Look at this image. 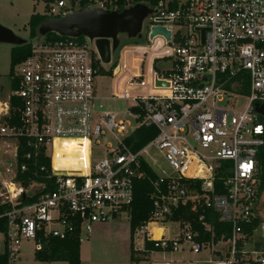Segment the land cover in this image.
<instances>
[{"label": "built area", "instance_id": "1", "mask_svg": "<svg viewBox=\"0 0 264 264\" xmlns=\"http://www.w3.org/2000/svg\"><path fill=\"white\" fill-rule=\"evenodd\" d=\"M71 1L78 3L57 0L43 13L58 18L73 11ZM90 1L91 7L107 10L109 0ZM155 1L143 34L147 39L151 27H164L169 41L156 36L149 41L153 42L149 54L145 47L118 49L113 65L116 72L111 71V99L130 102L124 113L98 115L94 111L96 78L101 75L95 62L101 63L94 47L86 42L79 45L59 37L32 41L29 55L15 67L18 88L10 90L2 116H8L9 99L14 97L20 104L19 124L0 125V137L15 143L14 157L18 137L25 138L33 151H43L53 191L20 204L46 185L32 182L24 188L14 181V173V182L0 184V208L9 205L0 212V220L5 221L3 252L8 264L17 259L23 240L30 239L34 250L41 248L39 232L63 239L78 225L81 243L94 224L128 220L133 185L145 176L142 165L148 164L143 154L149 147L163 153L174 175H156L153 211L132 234L133 252L148 253V257L152 253L181 256L155 264H264V252L245 249L250 238L243 232L257 217V155L264 147V116L256 111L264 105V0ZM135 54L148 56L146 74L142 70L145 59ZM128 56L136 57V68ZM155 81L167 86L157 87ZM239 99L244 106L235 109ZM121 114L132 122H124ZM141 127L154 128L157 133L134 150L135 133ZM104 137L114 143L95 158L93 139L97 148V139ZM70 140L88 142V164L84 169H55V142ZM34 156L27 152L24 158ZM25 168L20 166V171ZM196 180L201 181L199 188H189L188 181ZM8 185H13L14 193ZM217 189L223 193H216ZM185 205L192 211L201 210L200 231L169 220L177 207ZM207 211L229 225V235L222 232L215 237ZM164 222L178 227L172 239L161 233L153 238L146 231L148 224ZM189 254L198 259H187Z\"/></svg>", "mask_w": 264, "mask_h": 264}, {"label": "rangeland", "instance_id": "2", "mask_svg": "<svg viewBox=\"0 0 264 264\" xmlns=\"http://www.w3.org/2000/svg\"><path fill=\"white\" fill-rule=\"evenodd\" d=\"M44 11V0H0V24L12 30L16 35L27 40V23L30 15L42 14ZM152 43L153 42H149L146 39L145 34H143L142 39L138 41L137 45L129 43L123 39L121 46H125L126 48L145 47L149 54V47ZM9 51L10 47L0 45V104H4L6 102L7 96L10 92L8 77ZM116 53L113 57L114 63L116 62ZM135 56L137 58L145 59L142 70L143 74H146L147 69L149 68L147 61L148 56L144 57L140 54H135ZM136 57L133 58L128 56L127 58L133 68H136ZM100 67L105 73L96 78L98 99L93 103L94 111L98 115L106 112L124 113L130 105V102L111 99V87L113 82L111 71L114 69L113 66L100 64ZM243 106L244 100L239 99L235 104V109H241ZM120 118H122L124 122H132L131 117L125 114H121ZM97 141V148L94 145V139L91 146L92 149H95L93 150V156L95 158H99L100 155H102L101 151H103L105 146H112L114 143L110 137L99 138ZM57 144L58 143L55 144L54 148H57ZM14 147L15 143H13L12 140L0 137V184L14 182L12 180V174L14 173L15 166L13 153ZM57 155V152L53 155L52 160L54 163L57 162ZM143 159L155 175L159 177H171L174 175V171L164 160L163 153L158 149L154 147L147 148L143 154ZM71 163L72 162H68V164ZM30 188L33 189L32 186L29 187V190ZM13 190L14 188L12 187L9 189V192L13 193ZM29 192L30 191H27L26 194L31 195ZM255 209V213L261 223L253 232L252 236L249 237L250 241L246 244L245 249L250 252H264V185L258 191ZM146 231L152 234L153 238H158L160 231L163 238L172 239L178 233V227L176 224L164 222L161 224H148L146 226ZM131 239L132 234H130L128 220L120 218L107 224H94L91 233L88 235V239L81 242V264H155L162 260L172 261L181 259V256L177 253H152L149 257H147V260L142 261L141 259L138 262H131L129 259ZM2 252L3 237L0 234V254ZM34 252V243L30 239L23 240L21 242L17 259L13 262V264H67L66 262H36L33 259ZM139 257L141 256L139 255ZM187 259L192 261L197 260L198 255L189 254Z\"/></svg>", "mask_w": 264, "mask_h": 264}, {"label": "trees", "instance_id": "3", "mask_svg": "<svg viewBox=\"0 0 264 264\" xmlns=\"http://www.w3.org/2000/svg\"><path fill=\"white\" fill-rule=\"evenodd\" d=\"M57 0H44L45 11L49 3H53ZM144 3L149 9H153L156 5L155 0H109L106 4V9L108 11H122L126 8L132 7L136 4ZM73 6L72 10L83 9L91 7L90 0H78L75 5L71 1ZM75 6V7H74ZM46 19H51L47 17L46 14H32L28 19V39L27 44L21 47L10 48L9 51V84L10 90L13 92L18 88V79L14 77V69L18 66L30 53L31 42L32 41H56L60 40L54 34H49L43 39L37 34V27ZM79 45L85 43L82 37L75 40ZM137 45L138 41H129ZM132 61V59H131ZM95 65L99 68L100 74L105 72L101 69L98 61ZM129 85V84H127ZM19 101L14 97L9 99V113L8 116L0 117V125H18L19 124ZM156 130L154 128H139L135 133V145L134 150L140 149L145 146L153 137L156 135ZM27 152L35 153V156L31 160H25V154ZM15 166H14V181L20 183L27 188L32 182L37 184H45L46 189L34 193L31 197L25 196L24 201L20 204H25L34 201L39 195L46 194L53 191L52 181L53 178L49 176V161L43 155V151H33L31 147L27 145V141L23 137L17 138V147L15 151ZM25 165V171H20V166ZM142 169L145 172V176L142 179L136 180L133 185V197L130 205L128 206L129 215V228L130 234H133L134 230L143 226L152 214V194H153V182L156 181V175L151 171V169L143 163ZM257 178L259 180V189L264 185V147L261 148L257 155ZM188 187L198 189L201 185V181H188ZM216 193L222 194L220 189L216 190ZM9 208L8 204L3 205L0 208V212L4 209ZM201 210H191V206H179L177 207L169 217V220L174 222L188 223L193 230L200 231L201 226L198 222V217ZM207 219L213 225V232L216 238L219 234L225 232L226 235L230 234L229 225L222 223L218 220L217 215L213 212L207 211ZM261 223L258 217L252 219V222L243 227V232L247 237H250L252 232L256 230L258 225ZM5 232V221L0 220V234L3 236ZM37 242L40 243L41 248L35 250L33 254V259L40 263H52V262H66L67 264H81L80 262V246L79 242V227L75 225L72 231H69L63 239L53 238L49 235H43V233H37ZM139 255L141 257H139ZM148 253H134L132 250V245L130 244V254L129 259L131 262H138L142 259L147 260ZM0 264H8L5 252L0 254Z\"/></svg>", "mask_w": 264, "mask_h": 264}, {"label": "water", "instance_id": "4", "mask_svg": "<svg viewBox=\"0 0 264 264\" xmlns=\"http://www.w3.org/2000/svg\"><path fill=\"white\" fill-rule=\"evenodd\" d=\"M151 13L144 3L122 11L101 10L96 7L76 9L65 12L58 18L44 20L37 27V34L40 38L49 34L73 40L82 37L89 47H94L101 64L113 66L114 54L121 47L122 40L140 41L144 24ZM156 36H162L166 42L169 41V32L164 27H151L147 40L152 41ZM26 44V39L0 24V45L14 48ZM113 71L116 72V68ZM155 85L167 86L161 81H155ZM256 111L264 116V105L257 107Z\"/></svg>", "mask_w": 264, "mask_h": 264}, {"label": "bare ground", "instance_id": "5", "mask_svg": "<svg viewBox=\"0 0 264 264\" xmlns=\"http://www.w3.org/2000/svg\"><path fill=\"white\" fill-rule=\"evenodd\" d=\"M3 107V108H2ZM7 105L0 104V115L6 113ZM56 144V142H55ZM54 153L57 152V162L54 163L52 160V165L55 169L62 167L66 169H84L88 164V142L84 140H70L64 141L57 144ZM61 154H64L65 157L61 158ZM68 162H72L68 164ZM9 189L13 185H8ZM14 188V187H13ZM15 191V190H13ZM14 193V192H13Z\"/></svg>", "mask_w": 264, "mask_h": 264}, {"label": "crops", "instance_id": "6", "mask_svg": "<svg viewBox=\"0 0 264 264\" xmlns=\"http://www.w3.org/2000/svg\"><path fill=\"white\" fill-rule=\"evenodd\" d=\"M264 223V222H263ZM159 233H161L160 231H159ZM81 262V261H80Z\"/></svg>", "mask_w": 264, "mask_h": 264}]
</instances>
